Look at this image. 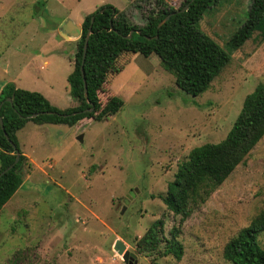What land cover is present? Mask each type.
I'll return each mask as SVG.
<instances>
[{
	"label": "rangeland",
	"instance_id": "obj_1",
	"mask_svg": "<svg viewBox=\"0 0 264 264\" xmlns=\"http://www.w3.org/2000/svg\"><path fill=\"white\" fill-rule=\"evenodd\" d=\"M166 1L179 8L184 0ZM251 3L221 0L200 21L201 31L232 57L205 93L182 91L158 56L126 53L117 61L122 72L110 73L100 93L102 104L112 96L124 101L119 113L102 122L86 119L80 128L28 125L18 134L34 164L27 161L22 187L0 213V264H125L118 240L138 264H232L225 246L264 208V138L184 223L182 260L141 254L136 244L157 220L164 221L166 238L179 226L181 217L159 195L167 194L194 148L227 137L247 96L264 86L258 33L239 50L229 47ZM103 5L143 26L156 0H0V86L15 82L59 109L77 106L68 83L76 46L59 28L84 23ZM259 245L264 250V233Z\"/></svg>",
	"mask_w": 264,
	"mask_h": 264
},
{
	"label": "trees",
	"instance_id": "obj_2",
	"mask_svg": "<svg viewBox=\"0 0 264 264\" xmlns=\"http://www.w3.org/2000/svg\"><path fill=\"white\" fill-rule=\"evenodd\" d=\"M220 2L184 0L181 7L174 8L166 0H156V8L149 12L143 26L131 23L124 11L112 5H103L89 14L82 24V35L75 43L74 71L68 77L71 98L78 103L73 108L59 109L41 93L7 84L0 94V105L3 104L0 117L5 127L4 130L0 124V173L14 164L18 155L20 160L0 178V213L24 182L23 169L28 159L20 148L17 133L29 122L73 127L86 119L102 122L119 113L124 101L112 96L102 104L100 93L104 92L110 73L122 72L117 61L123 54L156 55L182 91L193 96L205 93L232 61L231 54L199 27L207 10ZM187 6L188 9L182 12ZM169 16L170 19L159 28ZM92 18H95L94 22ZM90 28L92 33L84 66L88 103L81 66ZM257 33L264 41V0H252L247 20L229 42L230 49H241ZM8 98L13 102L9 103ZM91 104L95 110L87 112ZM45 112L47 114H43ZM35 114L40 115L34 118ZM263 138L264 86L261 85L247 96L227 137L220 143L194 148L189 159L179 166L167 194L159 195L167 209L181 217L179 226L174 227L170 237L166 238L164 221H155L137 241V251L147 255L160 252L162 257L182 260L184 250L178 239L184 223L195 208L204 205L237 167L246 162ZM263 233L264 208L248 227L227 243L225 260L232 264H264V250L259 245Z\"/></svg>",
	"mask_w": 264,
	"mask_h": 264
},
{
	"label": "water",
	"instance_id": "obj_3",
	"mask_svg": "<svg viewBox=\"0 0 264 264\" xmlns=\"http://www.w3.org/2000/svg\"><path fill=\"white\" fill-rule=\"evenodd\" d=\"M187 9H188V6L184 10H182V12L186 11ZM169 19H170V16L167 17L164 21H162L159 24V28H161ZM94 20H95V18H92V22H94ZM60 31H61L63 37L66 38L67 40H69L70 38H73V39L79 38L80 39V37L82 35V27L76 25L72 21H67V23L63 24L60 27ZM91 33H92V31H91V28H90L88 37L86 39L85 47H84V55H83L82 66H81V71H82V75H83V78H84L85 97H86L88 103H90V102H89V99H88L89 98L88 86H87V80H86V77H85L84 66H85V62H86L87 50H88V46H89V37H90ZM129 38H131V35L129 36ZM7 101L9 103H12L13 99L12 98H8ZM2 105L3 104L0 105V111L2 109ZM94 110H95V106L93 104H91V109H88L86 111L87 112H93ZM43 114H47V112H45ZM48 114H51V113H48ZM39 115L40 114H35L33 117L36 118ZM0 124H1V127L5 130L4 122H3L2 117H0ZM5 136L7 138H9L6 132H5ZM78 140H80V142H83V136H80L78 138ZM19 160H20V155L17 156V159H16L14 164H12L7 169H5L3 172L0 173V178L2 176H4L6 173H8L11 169H13V167L19 162ZM115 250L118 253V255H120L123 258L125 264H138V261H139L138 255L135 252L130 251L128 249L127 245L123 241H120V240L117 241L116 246H115Z\"/></svg>",
	"mask_w": 264,
	"mask_h": 264
},
{
	"label": "crops",
	"instance_id": "obj_4",
	"mask_svg": "<svg viewBox=\"0 0 264 264\" xmlns=\"http://www.w3.org/2000/svg\"><path fill=\"white\" fill-rule=\"evenodd\" d=\"M82 24H83V23H82ZM82 24L80 23V24H76V25L82 27ZM59 31H60V28H59ZM60 33H61V31H60ZM61 36H63L62 33H61ZM68 41H70V42L74 45V43H76L77 40H75V39H73V38H70ZM7 84H10V83H6V84L0 86V94H1V92H2V90H3V88H4ZM12 84H14L17 88H19V86H18L15 82H13ZM50 103H51V102H50ZM82 123H84V121H82ZM82 123H78V124L75 125V126H79V128H80V125H81ZM28 125H33V127H37V128L41 127V128H42L44 125H52V124H42V125H39V124H36V123H34V122H29V123H28V124L22 129V130L26 129V127H28ZM41 128H39V129H41ZM22 130H20V131L17 133V136H18V134L20 135V133H21ZM22 152H23V154L27 157V159H28L29 161H31V164H34V161H33L32 157H31L30 155H28L27 153H25L24 151H22Z\"/></svg>",
	"mask_w": 264,
	"mask_h": 264
}]
</instances>
